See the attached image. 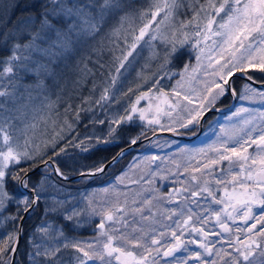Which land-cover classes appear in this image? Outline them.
I'll return each instance as SVG.
<instances>
[{
    "label": "snow or ice",
    "instance_id": "1",
    "mask_svg": "<svg viewBox=\"0 0 264 264\" xmlns=\"http://www.w3.org/2000/svg\"><path fill=\"white\" fill-rule=\"evenodd\" d=\"M226 96L243 103L207 146L144 156L147 171L118 176L102 202L70 198L72 172L89 179L109 164L65 170L63 160L132 128L129 147L148 132L181 135ZM93 224L87 239L65 231ZM0 264H264V0H0Z\"/></svg>",
    "mask_w": 264,
    "mask_h": 264
},
{
    "label": "trees",
    "instance_id": "2",
    "mask_svg": "<svg viewBox=\"0 0 264 264\" xmlns=\"http://www.w3.org/2000/svg\"><path fill=\"white\" fill-rule=\"evenodd\" d=\"M136 4L140 5V6H146L147 4V0H136ZM191 51V50H190ZM83 56L85 55H89V51L87 49H85V51L83 53H81ZM148 55V51L145 50V52L142 54L141 58L137 61V63L134 65V67L136 68V70H139L142 66L145 65V57H147ZM92 61H97V57L95 55L91 56ZM110 57L105 54L102 58H100V63L103 64H107V62L109 61ZM183 57L180 58V60H178L176 62L175 67L173 68L174 71L179 70V66L180 64L183 62ZM89 68H91L93 70V72L95 73V79L97 80V82L101 81L104 77L101 75V73L103 72V69H101L100 67H98V65L96 64H89L88 65ZM153 71H155V69H153ZM148 70L145 69V75L146 78L148 79L147 75ZM106 75V74H105ZM256 78L260 79L261 78V74L260 73H256ZM138 82L137 78L136 80L133 79V84L131 86H134L136 83ZM236 86L237 88L240 87L241 85V80H236ZM91 85L89 84L88 86H86L83 89V93L84 95L88 94V88ZM167 86V84H166ZM145 87H147V85H145ZM127 88H124L123 90H126ZM120 99V104L116 105L115 108L119 109L121 108L122 105H124V103L129 99V97H124V96H120L118 97ZM231 103V98L230 96H226L224 98H222L220 101L217 102L216 107H224L228 104ZM224 116L222 115H212L208 122L206 123V127L209 124L210 120H218V119H223ZM101 126H97L96 131L99 132L100 131ZM91 129H86L83 127V125H81L78 129V131L80 132L81 135H84L85 133L90 132ZM139 129L138 128H132V129H128L126 130L125 133L122 134V136H124V139H121L120 142L116 145H108V146H102L100 150L94 151L91 154H88L86 156H77L78 159V163H73L71 161L68 160H63L61 163V166L65 168V170L69 169V166L72 169L75 168H80L81 166L83 167H92L95 163H97L98 161H105V162H109L110 160H112V157L116 156L117 153L120 152L121 149H124L126 147H128L129 145L126 143V136L128 133L131 134H135ZM181 132H183L182 134H192V130H181ZM151 135H153L151 132L147 133V138L150 137ZM207 135V130L205 131L203 137H202V141L205 140ZM157 141L154 142H150V145L154 144ZM147 147L146 149H150L149 145H142L140 148H144ZM144 150L143 152H146L148 150ZM69 153H75L76 150L72 149L71 147H69L68 149ZM157 152V151H155ZM140 152L134 151L131 154H129L128 156L124 157L122 159V161L116 165H114L111 169H109L103 176L100 177H92L89 179H81L77 182L74 183H65L66 189H67V193L70 194V198H74V200H78L81 205L84 204L85 201V197H89L95 201H99L102 202V198L104 196L108 197L111 195V192L109 191V193H105L103 191L104 188L110 187L111 185L116 183V178L118 176H121L124 173H128V177H130L131 175L135 174L138 170V168H134V165L139 164L140 161H138V158H135V156L137 154H139ZM152 167H155L152 165ZM131 169V171H130ZM147 171V169L145 170V172ZM40 176V174H36L34 175V179L38 178ZM71 176H77L75 174V172H72ZM158 183H161V181H159ZM122 187V186H120ZM41 221V209H37V211L30 216L25 225V233L28 234L31 232V230L33 229V227L37 224H39ZM93 228H94V224L90 227H83L80 228L76 231H73L71 229V227H66L65 231L69 236H73L76 238H80V239H87L89 237H91L92 233H93ZM26 245H24V242L22 243V247H21V252L24 251ZM21 261H23V257H20Z\"/></svg>",
    "mask_w": 264,
    "mask_h": 264
},
{
    "label": "rangeland",
    "instance_id": "3",
    "mask_svg": "<svg viewBox=\"0 0 264 264\" xmlns=\"http://www.w3.org/2000/svg\"><path fill=\"white\" fill-rule=\"evenodd\" d=\"M191 51H192V55H193L192 63L194 64V63H195V60H194L195 52H194L193 50H191ZM81 55H82V54H81ZM85 56H88V54L85 55ZM136 71H137V70H136V68L134 67L133 71H131V72L128 74V76L125 78L124 88H127V87L131 86V85L133 84V79L136 80ZM148 79L150 80L151 77H148ZM172 83H174V81H168V82H166V84H172ZM118 87H119V85H118ZM142 103H143V102H142ZM221 124H223V123L221 122ZM194 128H195V130L197 131L198 126H196V127H194ZM209 128H210V129H209L208 137H207V139L205 140L206 142H205L204 144H202V145H189V146L185 147V146H180V142H176V141H174L175 143H172L171 147L165 146L163 149H161V148L155 147V146H154L155 143L152 144V145L149 144L150 149H146V150H148V151H146V152H140L139 154H137V155L135 156V158H138V161H140V162H139L140 168H138L137 172H136L135 174L131 175L130 178H136L137 176L141 175V174H142L141 169H143L144 171H145L146 169H148V165H147L146 162H145V163H141V160H142V158H143L144 156L158 155V156H162V157H163V156H172L173 158H178V157L180 158V157L186 155V153H181V152L179 151V149H182V148H184V149H197V148H202V147L207 146V145L210 144L213 140H215V138H216L217 135H219V128H218V132H216V127L213 126V124H211V126H209ZM189 129H190V128H189ZM182 130H183V129H182ZM49 134H50V132H49ZM166 140L171 142V140H169V139H164V138L159 139V140H156V141H159L161 144H163L164 141H166ZM172 148H175L174 153H172V154H170V153H165V154H163V153H164V152H163L164 150H165V151H168V150L170 151V150H172ZM155 151H157V152H155ZM155 163H157V164H161V167H164V166H165V164H164V163H161L160 161H156ZM165 163H166V162H165ZM153 166H155V164H153ZM168 166H171V165L169 164ZM125 182L127 183V179H126ZM165 183H166V182L161 181L160 184L163 185V184H165ZM162 190H164V189L162 188ZM105 198H106V196H104V197L102 198V201H103Z\"/></svg>",
    "mask_w": 264,
    "mask_h": 264
},
{
    "label": "water",
    "instance_id": "4",
    "mask_svg": "<svg viewBox=\"0 0 264 264\" xmlns=\"http://www.w3.org/2000/svg\"><path fill=\"white\" fill-rule=\"evenodd\" d=\"M240 78L239 74H237L236 76L232 77V79H238ZM232 98V97H231ZM232 106L230 108H227V109H213L211 112H208L204 118L200 121L199 123V129H200V132L198 135L194 136V137H184V136H181V135H173L172 133H169V132H161V133H158L156 136H151L150 138H147L145 140L142 141V143L140 144H137V145H134V146H131V147H127L125 148V154L123 155L126 156L127 154H129L130 152H132L133 150H135L138 146L144 144V143H147L148 141H151V140H154V139H157L159 137H169V138H173V139H178V140H183V141H192V140H195L197 139L198 137L201 136L202 132H203V126H204V123L206 121V119L211 115V114H222V113H227V112H230L235 104H236V100L232 98ZM122 157V158H123ZM122 158H120L118 161H120ZM117 161V162H118ZM116 162V163H117ZM109 166L105 169V172L110 168L112 167L114 164L111 163V161L108 162ZM40 170L37 169V171L35 172V174L39 173ZM103 173L99 174V175H102ZM97 175V176H99ZM96 177V176H95ZM79 179H81L80 176H75V177H71L70 181L69 182H75V181H78ZM23 242V241H22ZM21 242V243H22Z\"/></svg>",
    "mask_w": 264,
    "mask_h": 264
},
{
    "label": "flooded vegetation",
    "instance_id": "5",
    "mask_svg": "<svg viewBox=\"0 0 264 264\" xmlns=\"http://www.w3.org/2000/svg\"><path fill=\"white\" fill-rule=\"evenodd\" d=\"M242 81V80H241ZM241 84H242V82H241ZM241 102L240 101H238V106H239V104H240ZM231 105V103L230 104H228V105H226V106H224V107H219V108H228L229 106ZM238 106H236V108L238 107ZM260 105H256V107H259ZM225 114V116H224V118L223 119H218V120H210L209 121V124L207 125V126H211V124H213V126H217V127H219V125H218V123H220L221 124V122L223 123V124H227V123H229V121H227L226 119H225V117L226 116H228V115H230L231 114V112H228V113H224ZM215 115H218V114H215ZM209 120V119H208ZM208 120H207V122H208ZM222 124V125H223ZM166 190V189H165Z\"/></svg>",
    "mask_w": 264,
    "mask_h": 264
}]
</instances>
